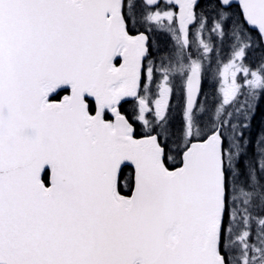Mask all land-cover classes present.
Returning <instances> with one entry per match:
<instances>
[{
    "label": "snow or ice",
    "instance_id": "6c2138e0",
    "mask_svg": "<svg viewBox=\"0 0 264 264\" xmlns=\"http://www.w3.org/2000/svg\"><path fill=\"white\" fill-rule=\"evenodd\" d=\"M253 32L264 0H0V264H264Z\"/></svg>",
    "mask_w": 264,
    "mask_h": 264
},
{
    "label": "trees",
    "instance_id": "16d2710c",
    "mask_svg": "<svg viewBox=\"0 0 264 264\" xmlns=\"http://www.w3.org/2000/svg\"><path fill=\"white\" fill-rule=\"evenodd\" d=\"M241 99H243V97ZM252 112L254 114V119H251V117L250 119L252 124L251 131L254 138L255 133L258 132L261 128H264V97L260 98L258 102L253 104ZM249 151H251V149H249Z\"/></svg>",
    "mask_w": 264,
    "mask_h": 264
},
{
    "label": "flooded vegetation",
    "instance_id": "af4514ba",
    "mask_svg": "<svg viewBox=\"0 0 264 264\" xmlns=\"http://www.w3.org/2000/svg\"><path fill=\"white\" fill-rule=\"evenodd\" d=\"M201 6H203V2H202V5ZM259 49H261V47H259L258 50ZM214 69H215V64H213L212 67L210 68L209 73H208V75L206 77V82L204 84V93H205V95L208 98L211 97L214 88H216L215 80H216L217 77H216V74H215ZM179 105H180V98L177 95V96H175L173 98V110L175 111L176 110L175 107H178L177 108V111H176L177 113L180 111Z\"/></svg>",
    "mask_w": 264,
    "mask_h": 264
},
{
    "label": "rangeland",
    "instance_id": "374dc122",
    "mask_svg": "<svg viewBox=\"0 0 264 264\" xmlns=\"http://www.w3.org/2000/svg\"><path fill=\"white\" fill-rule=\"evenodd\" d=\"M253 36L256 38V43H257V45H258V41H259V39L257 38V36L255 35V34H253ZM223 57H227V55H228V48H227V45H225V47H224V51H223ZM259 57H260V52L258 51V48H257V46H255V47H252V48H250L249 49V51H248V55H247V62L249 63V64H252V61H254V64L258 61V59H259ZM211 99V97H209V100ZM176 108V110L173 112V115L175 116V118H176V120H175V123L177 124V126H178V123H177V121L179 120V112L177 113L176 111H177V108L178 107H175Z\"/></svg>",
    "mask_w": 264,
    "mask_h": 264
}]
</instances>
